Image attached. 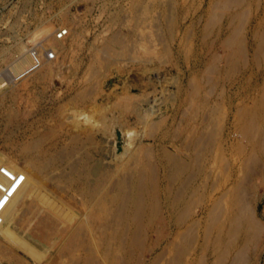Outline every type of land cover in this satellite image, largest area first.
Instances as JSON below:
<instances>
[{"label": "rangeland", "instance_id": "374dc122", "mask_svg": "<svg viewBox=\"0 0 264 264\" xmlns=\"http://www.w3.org/2000/svg\"><path fill=\"white\" fill-rule=\"evenodd\" d=\"M253 1L0 0V264H264Z\"/></svg>", "mask_w": 264, "mask_h": 264}, {"label": "built area", "instance_id": "2783aa9c", "mask_svg": "<svg viewBox=\"0 0 264 264\" xmlns=\"http://www.w3.org/2000/svg\"><path fill=\"white\" fill-rule=\"evenodd\" d=\"M65 32L62 31V33L58 34V37L61 38L62 35H64ZM31 63L32 68L38 67L40 63L42 62L41 58L39 57L38 53L36 51H32L31 53ZM55 56L53 53L48 52L45 54L44 58L45 60H52ZM24 181V176L21 173H15L10 168L6 166H2L0 168V210L1 208L9 202V200L13 197V194L18 186L22 184ZM3 217L0 213V223L2 222Z\"/></svg>", "mask_w": 264, "mask_h": 264}, {"label": "bare ground", "instance_id": "6f19581e", "mask_svg": "<svg viewBox=\"0 0 264 264\" xmlns=\"http://www.w3.org/2000/svg\"><path fill=\"white\" fill-rule=\"evenodd\" d=\"M234 1V0H233ZM236 1V0H235ZM238 1H240V0H238ZM251 1V0H250ZM255 1V0H254ZM254 1H253V3H254ZM230 3H232L231 1H230ZM250 3V2H249ZM252 3V2H251ZM140 4V3H139ZM237 4H239V2L237 3ZM232 5V4H231ZM242 6H244V5H241V7ZM254 6V5H253ZM230 8V7H229ZM236 9H238V8H236ZM240 9H242V8H240ZM254 9V8H253ZM241 11V10H240ZM214 12H216V11H214ZM213 13V12H212ZM257 13V12H256ZM214 14V13H213ZM244 16V15H243ZM231 17V16H230ZM241 17H242V15H241ZM262 18V19H261ZM260 19H258V20H260V21H258L257 22V24H256V26L254 27V31L251 33V38H252V40H253V42L254 43H256L257 41H258V39H260V40H262L261 38H263V36H264V13H263V15H262V17H261ZM239 19H240V17H239ZM236 20V19H235ZM238 20V19H237ZM237 22V21H236ZM231 26V25H230ZM240 27V26H239ZM235 28V27H234ZM231 30V29H230ZM236 31V30H235ZM238 31H240V30H238ZM251 32V31H250ZM236 33V32H235ZM235 33H233V34H235ZM238 33V32H237ZM236 33V34H237ZM138 34V33H137ZM232 34V33H231ZM238 35V34H237ZM236 36V35H235ZM238 38V37H237ZM264 39V38H263ZM237 40V39H236ZM251 40V39H250ZM256 45V44H255ZM255 47V46H254ZM261 47V46H260ZM234 48H236V47H234ZM249 48H253L252 46H251V44H250V47ZM254 49V48H253ZM236 50V49H235ZM249 50H251V49H249ZM237 51H239V49L237 50ZM252 51V50H251ZM259 51V50H258ZM234 52H236V51H234ZM257 52V51H256ZM233 54V53H232ZM231 54V55H232ZM239 53H237V55H238ZM237 55H235V56H237ZM240 55V54H239ZM238 55V56H239ZM253 55H254V52H253ZM250 56H251V54H250ZM256 56V55H255ZM232 57V56H231ZM233 57H234V54H233ZM252 57V56H251ZM235 58H238V57H235ZM240 59L242 58V57H239ZM232 59V58H231ZM234 59V58H233ZM235 60V59H234ZM233 60V61H234ZM239 60V59H238ZM234 64V63H233ZM253 64V63H252ZM251 69H253V68H251ZM251 71V70H250ZM255 73V72H254ZM252 74V73H251ZM261 74H262V72H261ZM255 75V74H254ZM261 78H264V77H261ZM261 83H264V80H262V82ZM252 85V84H251ZM249 86V85H248ZM256 86V85H255ZM260 86H262V85H260ZM264 87V86H263ZM263 87H261V90H262V88ZM251 89V91L253 90V89H256L257 90V92H259V91H261L260 90V88L259 87H257L256 86V88L255 87H253L252 86V88H250ZM249 89V90H250ZM254 91V90H253ZM263 92H260V93H264V88H263V90H262ZM244 92V91H243ZM254 94H255V92H253ZM254 96V95H253ZM264 99V98H263ZM247 100V99H246ZM258 103V102H257ZM259 105L260 104H258L257 105V107H256V111L255 112H249L248 111V109L246 108L245 110H243V113H244V117H246L247 118V114L249 115L248 116V121H246L245 120V122H248V123H250V125L253 127V125L254 124H256V123H258V121L256 122V112H258L259 111V109H260V107H259ZM242 111V110H241ZM241 114V113H240ZM255 116V117H254ZM260 121V120H259ZM245 124H247V123H245ZM259 124V123H258ZM249 125V124H248ZM247 125V126H248ZM250 127V126H249ZM256 128V127H255ZM59 154V153H58ZM72 159V158H71ZM182 169V168H181ZM45 170V169H44ZM67 174V173H66ZM27 178V177H26ZM130 184V183H129ZM115 200V199H114ZM226 214V213H225ZM15 218V217H14ZM117 220V219H116ZM236 220V219H235ZM237 221H238V219H237ZM118 222V221H117ZM12 223V222H11ZM14 223V222H13ZM230 223H232V222H230ZM237 223V222H236ZM236 223H235V225H236ZM13 225V224H12ZM52 225V224H51ZM240 226V225H239ZM254 226V225H253ZM252 227V226H251ZM235 228V227H234ZM239 228V227H238ZM237 228V229H238ZM229 229V228H228ZM107 230H109V229H107ZM247 231V230H246ZM233 232V231H232ZM246 233V232H245ZM251 233H253V232H251ZM226 234V233H225ZM246 234H249V237L251 236L250 235V233H248V231H247V233ZM254 234V233H253ZM226 236V235H225ZM2 237V236H1ZM246 237V236H245ZM248 237V238H249ZM253 237V236H252ZM251 237V238H252ZM248 238H247V240H248ZM250 239V238H249ZM10 241V240H9ZM22 241V240H21ZM228 242V241H227ZM1 243V242H0ZM15 245V244H14ZM29 245V244H28ZM248 246V245H247ZM227 247V246H226ZM240 250V249H239ZM242 250V249H241ZM244 252V251H243ZM228 253V252H227ZM226 253V254H227ZM238 255L240 254V253H238V252H236ZM242 255V254H241ZM115 257V256H114ZM118 258V257H117ZM116 262V261H115Z\"/></svg>", "mask_w": 264, "mask_h": 264}]
</instances>
